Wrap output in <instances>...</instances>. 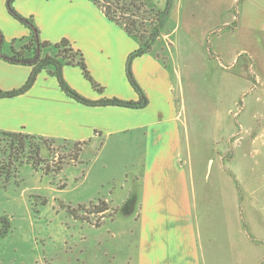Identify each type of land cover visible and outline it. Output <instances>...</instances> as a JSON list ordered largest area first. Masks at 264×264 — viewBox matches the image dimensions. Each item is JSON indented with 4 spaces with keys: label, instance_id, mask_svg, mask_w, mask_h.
<instances>
[{
    "label": "rangeland",
    "instance_id": "rangeland-1",
    "mask_svg": "<svg viewBox=\"0 0 264 264\" xmlns=\"http://www.w3.org/2000/svg\"><path fill=\"white\" fill-rule=\"evenodd\" d=\"M149 1L160 9L169 2ZM258 6V0H171L153 48L177 83L203 264H264V7ZM218 55L238 64L226 70ZM126 140L82 152L55 144L37 171L9 162L0 139V169H10L0 173V264H137L130 242L137 236L138 182L133 194L128 190L143 172V146ZM69 152L73 161H66Z\"/></svg>",
    "mask_w": 264,
    "mask_h": 264
},
{
    "label": "crops",
    "instance_id": "crops-1",
    "mask_svg": "<svg viewBox=\"0 0 264 264\" xmlns=\"http://www.w3.org/2000/svg\"><path fill=\"white\" fill-rule=\"evenodd\" d=\"M263 1L258 0L259 8L264 7ZM6 3L0 0V30L8 51L12 40L28 37L31 32L9 15ZM14 8L23 17L34 18L42 40L57 43L67 39L83 52L91 76L105 92L100 95L93 90L78 67L66 66L64 78L78 93L92 101L140 100L127 77L128 59L139 45L93 2L17 0ZM231 64L234 67L238 62L231 58L223 65L232 70ZM131 69L147 98L143 108L82 105L61 91L56 77L42 71L25 94L0 98V131L84 143L97 150L101 144L120 143L125 137L126 142L140 143L143 172L135 175L130 185L136 188L138 182L140 188V207L133 214L137 236L130 242L137 251V264H203L193 190L184 162L177 83L169 66L154 51L135 58ZM31 73L29 66L0 59V91L21 89ZM132 190L128 192L133 194ZM99 212L103 215L109 210Z\"/></svg>",
    "mask_w": 264,
    "mask_h": 264
},
{
    "label": "trees",
    "instance_id": "trees-1",
    "mask_svg": "<svg viewBox=\"0 0 264 264\" xmlns=\"http://www.w3.org/2000/svg\"><path fill=\"white\" fill-rule=\"evenodd\" d=\"M15 1L7 0V10L16 20L25 25L31 34L25 38L12 40L7 51L5 49L7 42L0 30V59L12 65L29 66L32 68V73L21 89L12 92L0 91V98H13L25 94L33 87L38 75L42 71H46L56 77L61 91L67 97L82 105L89 107L116 106L132 109L146 106L147 98L134 77L131 65L135 58L152 53L165 26L171 0H169L168 6L164 9L158 8L149 0H90L103 11L110 21L121 27L139 45V48L130 55L127 64L128 81L140 96L138 102L124 101L118 98H102L98 101H92L74 90L64 78L63 69L66 66L78 67L84 78L91 84L93 90L100 95L105 92V88L91 76L83 52L67 39L57 43L42 40L34 18H26L20 15L14 8ZM0 139L4 142V150H1L4 151V155L9 162L14 160V164L19 163L21 166L27 164L37 171L46 168L43 152L46 150L53 151L52 147L55 144L60 143L63 145L62 147L65 151L72 146L75 152L81 151L80 148L86 145L84 143L59 141L22 132L0 131ZM100 147H102V144ZM70 152L66 161H73L74 159L70 156ZM11 165L13 164H8V166ZM4 171L9 173V167L0 169V173H4ZM9 229L7 227V232Z\"/></svg>",
    "mask_w": 264,
    "mask_h": 264
}]
</instances>
